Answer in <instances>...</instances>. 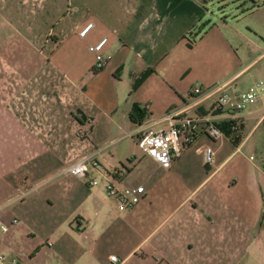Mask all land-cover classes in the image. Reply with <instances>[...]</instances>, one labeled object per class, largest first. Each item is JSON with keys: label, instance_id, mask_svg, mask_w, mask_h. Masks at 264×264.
<instances>
[{"label": "crops", "instance_id": "crops-1", "mask_svg": "<svg viewBox=\"0 0 264 264\" xmlns=\"http://www.w3.org/2000/svg\"><path fill=\"white\" fill-rule=\"evenodd\" d=\"M235 1L238 21L208 13L198 27L218 0H0L4 262L264 264V95L235 132L197 135L167 168L134 144L164 114L212 117L214 96L194 84L264 81V31L246 21L263 3ZM102 37L106 64L92 72L86 47ZM131 105L144 111L138 126ZM82 156L95 163L82 178L62 172ZM106 184L142 192L117 211Z\"/></svg>", "mask_w": 264, "mask_h": 264}, {"label": "built area", "instance_id": "built-area-1", "mask_svg": "<svg viewBox=\"0 0 264 264\" xmlns=\"http://www.w3.org/2000/svg\"><path fill=\"white\" fill-rule=\"evenodd\" d=\"M89 27V24L84 25L77 32V36L82 37ZM104 42L105 38L102 37L96 43L86 47V51L92 55V72L101 70L106 64V58L100 54V49ZM191 94L195 96L212 94L214 96L210 107L212 117H198L196 115L188 117L167 113L159 120L163 128H158L152 132H139L134 137L135 146L161 168H167L170 159L176 158L182 149L188 146L199 134H204L213 140L220 139L222 133L216 123L213 122L214 116L222 117L220 121H224L227 124L228 133L232 134L235 132L238 128L236 122L238 114L248 111L255 100L259 96L264 95V81L256 80L243 91H236L227 84H219L202 91L192 88ZM123 137H129V135L125 134ZM211 156L212 150L209 147H201L200 160L202 165H209ZM94 165L95 163L92 162L91 156H82L66 166L62 172L75 178H82L87 166L93 167ZM87 184L91 185L92 182H87ZM104 192L106 197L114 200L117 211H124L138 201V196L142 190L140 186L116 190L111 185L106 184ZM14 222V220H11V224ZM4 231L5 227L0 224V232ZM108 261L115 263L116 260L113 256H109ZM5 263L16 264L14 260L4 262V258L0 255V264Z\"/></svg>", "mask_w": 264, "mask_h": 264}, {"label": "rangeland", "instance_id": "rangeland-1", "mask_svg": "<svg viewBox=\"0 0 264 264\" xmlns=\"http://www.w3.org/2000/svg\"><path fill=\"white\" fill-rule=\"evenodd\" d=\"M240 3L241 1L244 2L243 5L247 7V0H238ZM263 3V8L258 11L257 13L249 16L246 21L249 22L250 24H255L257 27H259L262 31H264V0H260ZM259 1V2H260ZM237 1L235 0H218L217 3H212V4H207L204 6V9L207 12V15L205 14L204 17L202 18V21L197 24L199 27L201 24H203V21L208 18L210 20V15L208 13H211V16L214 14H220L219 17H224L227 20H230L231 22L233 20H239L237 17V13L234 10L233 5L236 4ZM260 4V3H259ZM244 21L239 22V25H242ZM246 27V26H245ZM147 76V74H143L141 76H137L134 80H132V91L135 89V87ZM188 75H186L187 79ZM193 88L199 89V90H204V88H201L198 84H194Z\"/></svg>", "mask_w": 264, "mask_h": 264}, {"label": "trees", "instance_id": "trees-1", "mask_svg": "<svg viewBox=\"0 0 264 264\" xmlns=\"http://www.w3.org/2000/svg\"><path fill=\"white\" fill-rule=\"evenodd\" d=\"M146 74V73H143ZM142 74V75H143ZM144 117V111L142 109H139L135 105H131L127 111L126 119L127 121L135 126H138ZM262 125L264 126V120L262 121ZM227 127V124H222L219 126V130L222 131L223 134H226L225 128Z\"/></svg>", "mask_w": 264, "mask_h": 264}]
</instances>
